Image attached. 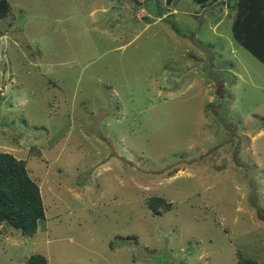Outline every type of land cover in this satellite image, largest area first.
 <instances>
[{
	"label": "rangeland",
	"instance_id": "obj_1",
	"mask_svg": "<svg viewBox=\"0 0 264 264\" xmlns=\"http://www.w3.org/2000/svg\"><path fill=\"white\" fill-rule=\"evenodd\" d=\"M235 1L8 0L0 152L44 218L0 224V264H264V63Z\"/></svg>",
	"mask_w": 264,
	"mask_h": 264
},
{
	"label": "trees",
	"instance_id": "obj_2",
	"mask_svg": "<svg viewBox=\"0 0 264 264\" xmlns=\"http://www.w3.org/2000/svg\"><path fill=\"white\" fill-rule=\"evenodd\" d=\"M178 0H157L174 4ZM205 6L211 0H193ZM161 7H158L160 10ZM9 13L8 0H0V19ZM232 38L255 58L264 63V0H236L231 21ZM147 207L154 213L170 207L161 197L147 199ZM44 218V205L37 182L29 176L26 161L11 153L0 152V224L19 230L22 237H32L37 223ZM42 254H32L24 264H46ZM236 264H254L241 259Z\"/></svg>",
	"mask_w": 264,
	"mask_h": 264
}]
</instances>
